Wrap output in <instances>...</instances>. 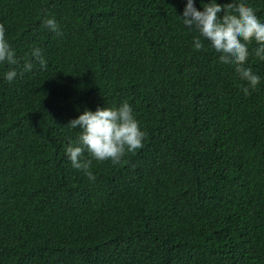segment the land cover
Returning a JSON list of instances; mask_svg holds the SVG:
<instances>
[{"label": "trees", "instance_id": "obj_1", "mask_svg": "<svg viewBox=\"0 0 264 264\" xmlns=\"http://www.w3.org/2000/svg\"><path fill=\"white\" fill-rule=\"evenodd\" d=\"M184 2L0 0L20 64L32 46L47 61L0 78V264H264V61L249 57L261 82L244 96L192 47ZM125 99L143 146L89 180L66 125Z\"/></svg>", "mask_w": 264, "mask_h": 264}, {"label": "clouds", "instance_id": "obj_2", "mask_svg": "<svg viewBox=\"0 0 264 264\" xmlns=\"http://www.w3.org/2000/svg\"><path fill=\"white\" fill-rule=\"evenodd\" d=\"M175 17L185 31L193 33L194 49L207 47L217 55L219 64L232 68L242 82L240 91L244 96L261 82V76L253 70L249 57L264 61V19L247 0H233L228 4L218 3V0H199V9L194 6V0H185L180 15ZM42 24L49 32L59 34L54 16L43 19ZM26 56L28 58L20 64L5 36V28L0 24V67L6 68L0 72V78L13 82L22 73L32 70L34 65L43 68L47 63L39 46H32ZM66 127L78 131L75 139L65 145L64 154L71 166L82 170L89 180L95 179L89 170L93 160L117 164L126 152L141 148L146 137L126 99L117 105L104 103L94 110L85 108L69 120Z\"/></svg>", "mask_w": 264, "mask_h": 264}]
</instances>
